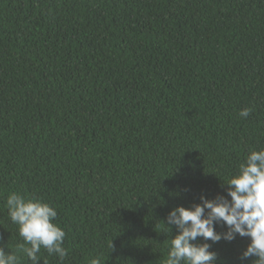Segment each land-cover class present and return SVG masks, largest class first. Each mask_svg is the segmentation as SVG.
<instances>
[{"label": "trees", "instance_id": "obj_1", "mask_svg": "<svg viewBox=\"0 0 264 264\" xmlns=\"http://www.w3.org/2000/svg\"><path fill=\"white\" fill-rule=\"evenodd\" d=\"M261 149L264 0H0V247L19 264L10 193L66 232L64 260L42 248L38 264H165L168 214L230 200ZM250 242L193 243L253 264Z\"/></svg>", "mask_w": 264, "mask_h": 264}, {"label": "clouds", "instance_id": "obj_2", "mask_svg": "<svg viewBox=\"0 0 264 264\" xmlns=\"http://www.w3.org/2000/svg\"><path fill=\"white\" fill-rule=\"evenodd\" d=\"M251 112V108H245L239 115L246 119ZM225 184L230 200L224 196L216 199L201 196L202 203L191 208L181 206L168 214L167 225H174L178 234L171 240L165 264H215L217 254L209 250L211 245L193 242L199 237L213 243L221 239L231 242L237 235L251 241L241 259L254 257L253 264H264V149L251 151L239 166L238 174ZM6 206L24 241L18 248L32 264H38L42 248L64 260L68 255L63 247L66 232L54 222L58 215L55 207L40 198L26 199L15 192L8 195ZM218 222L227 226L226 232L216 231ZM19 260L15 253L0 247V264H19ZM90 264H100V259L94 258Z\"/></svg>", "mask_w": 264, "mask_h": 264}]
</instances>
